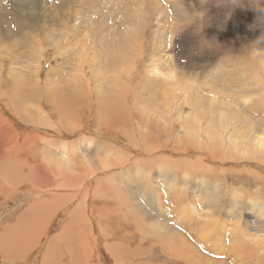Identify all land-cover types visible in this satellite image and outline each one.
Here are the masks:
<instances>
[{"label": "rangeland", "instance_id": "rangeland-1", "mask_svg": "<svg viewBox=\"0 0 264 264\" xmlns=\"http://www.w3.org/2000/svg\"><path fill=\"white\" fill-rule=\"evenodd\" d=\"M188 2L47 0L30 53L0 39V264H264V0Z\"/></svg>", "mask_w": 264, "mask_h": 264}, {"label": "bare ground", "instance_id": "bare-ground-1", "mask_svg": "<svg viewBox=\"0 0 264 264\" xmlns=\"http://www.w3.org/2000/svg\"><path fill=\"white\" fill-rule=\"evenodd\" d=\"M4 2V1H3ZM8 2V1H7ZM186 2H188V0H182V3L184 4V5H186L185 3ZM189 3V2H188ZM0 4H2L1 2H0ZM47 5V0H9V2L6 4V6H3L4 7V9H1L0 10V39H2V40H5V39H8V38H10V37H12V36H16L17 37V39H18V42L19 43H21V44H26L27 45V49H28V53H30L31 52V50H32V42L35 40V38L38 36V34L35 32V31H37V30H39L41 27H42V25H43V21L45 20V18H46V15L44 14L45 12H46V5ZM40 6H42V7H40ZM1 7V6H0ZM31 7H33V8H31ZM36 8H38L39 9V11H41L39 14L40 15H36L35 13H33V10H35ZM37 9V10H38ZM42 9V10H41ZM13 11H15L16 12V14H13L12 12ZM111 14V13H110ZM123 16H124V14H123ZM51 17V16H50ZM58 17H60V18H63L64 17V15L63 14H59V16ZM40 19V20H43L42 22V24L39 26V28H37V26L36 25H31V23H32V21L34 20V19ZM54 18V17H53ZM97 18V17H96ZM98 19V18H97ZM6 20H9V21H6ZM47 25V24H46ZM44 30V29H43ZM66 30V29H65ZM64 30V31H65ZM72 31V30H71ZM66 32V31H65ZM101 33V32H100ZM99 33V34H100ZM62 34V33H61ZM97 34H98V32H97ZM106 36L108 35V37L109 36H114V37H116V39L117 40H119V41H121L122 43H129L130 44V42L126 39V37L124 36V34H123V32L121 31V29L120 28H108L107 29V34H105ZM58 37V36H57ZM113 37V38H114ZM97 39H100V37H97ZM38 40V39H37ZM92 40V39H91ZM36 41V40H35ZM57 42V41H56ZM39 43V42H38ZM35 46H36V42H35ZM21 47V45H15V46H12V47H9L8 48V50L10 51V54L13 52V51H15V49H18V48H20ZM103 52V51H102ZM9 53V52H8ZM93 53V52H92ZM111 53H113L114 54V56H106V59H117V58H122V59H124V58H126L125 56H121V54H120V52H111ZM110 53V54H111ZM106 55V54H105ZM9 56V55H8ZM0 57H2V56H0ZM7 58V57H6ZM38 58V57H37ZM5 59V58H4ZM128 59V58H127ZM7 64V63H6ZM153 65V70L152 71H155L156 70V64L155 63H153L152 64ZM150 66V65H149ZM1 67V66H0ZM9 69V68H8ZM13 69V68H12ZM12 69H10V71H9V73L10 74H13V70ZM24 69V68H23ZM13 71V72H12ZM84 72V71H83ZM2 72H1V70H0V74H1ZM85 73V72H84ZM8 75V74H7ZM9 76L10 75H8V78H9ZM17 79V78H16ZM9 83V82H8ZM11 83V82H10ZM33 84V83H32ZM42 85V84H41ZM4 85H3V81H2V77H1V75H0V88H4L3 87ZM44 86V85H43ZM46 86V85H45ZM70 89V88H69ZM71 90V89H70ZM77 90H79V89H77ZM41 91V89H36V88H34L32 91H30V92H28L27 94H30V97L32 98L33 97V95H35V96H37V94L39 93ZM48 92V91H47ZM71 92V91H70ZM73 92V91H72ZM79 92H80V90H79ZM65 93V92H64ZM66 93H68V92H66ZM47 94H49V92L47 93ZM61 94V93H60ZM63 94V93H62ZM74 94V93H73ZM67 94H65L64 96H66ZM76 95H78V94H76ZM81 95V94H80ZM74 96V95H73ZM72 96V97H73ZM70 97H71V95H70ZM72 97H71V99H72ZM86 97L87 98H85V99H81V98H79L80 99V101H83V102H89V103H92V102H97L98 101V105H97V108H98V110L101 112V114L104 116V115H106L107 113H108V111H109V106L108 105H106L107 103H106V100L104 99V98H99L98 100L97 99H94L95 98V94L93 93V92H86ZM58 98V97H57ZM74 98V100L75 101H78V98H76L75 99V97H73ZM46 99V98H45ZM56 99V98H55ZM54 99V100H55ZM61 99V98H60ZM59 99V100H60ZM66 98H64V100H65ZM70 99V98H69ZM71 99H70V101H71ZM58 100V101H59ZM63 100V101H64ZM62 101V100H61ZM67 100H65L64 102H66ZM50 102V101H49ZM57 102V101H56ZM72 102H73V100H72ZM72 102H69V103H72ZM83 102H82V104H83ZM7 103V102H6ZM58 103H60V102H58ZM79 103V102H78ZM61 104V103H60ZM53 105V107H56V106H54V104H52ZM7 106H8V104H7ZM49 106V105H48ZM60 106V105H59ZM66 108H67V106H66ZM75 108V107H74ZM134 116L136 117V118H138V114L136 115V112H135V114H134ZM39 121V120H38ZM65 127V126H64ZM67 128V127H66ZM70 129V128H69ZM114 129L116 130V131H118L119 129H118V125H114ZM60 131V130H59ZM62 133V132H61ZM64 149V148H63ZM66 152V151H65ZM68 152V151H67ZM73 152L74 151H72V154H73ZM69 155H70V153H69ZM74 156H75V154H74ZM3 159V158H2ZM8 160V159H7ZM73 160V159H72ZM66 162H68V160L66 159L65 160ZM20 165H26L25 163H21ZM23 166H19L18 167V169H20V171H18V172H16L17 173V177L18 178H22L23 177V175L22 174H20V173H22L25 169H23L24 167ZM14 168V167H13ZM22 169V170H21ZM89 169V168H88ZM56 174L54 175V179L52 180V181H50L49 180V183L50 184H47L46 183V181H44V183H43V185H42V187H51V186H53V185H55L54 183H55V181H56V176H59V177H61L60 179H61V182H66V181H68L69 179H74V177H75V175L74 174H72V173H67V172H55ZM51 176H49L48 178H50ZM1 180V179H0ZM5 180H6V178H5ZM41 188V187H40ZM38 206V205H37ZM55 208H56V197H51V198H45L44 199V201H43V203H42V205H41V207H40V209H39V211H38V213H36V215L38 214V220L36 221V222H34V224H32V225H30L29 226V228L27 229V235L25 234V233H23L24 235H22V232H21V235L22 236H27V237H21L20 236V234H19V236L17 237V238H19V237H21V239H17L18 241H21V244H18V241H16L17 243L15 244V245H13L12 244V248L13 247H15V248H10V249H12V250H14V249H16L17 248V244L19 245L18 246V248H17V254H18V249L20 248V250H22V247H23V250L22 251H26V252H30L31 251V249H32V247L38 242V240H39V238L41 237V234H42V232H43V230H44V228H45V226H46V221H47V219H49V218H51L54 214H46V213H50L51 211H54L55 210ZM36 218V217H35ZM34 220V219H33ZM29 221V220H28ZM32 222V221H31ZM25 223V222H24ZM30 223V222H29ZM255 224V223H254ZM24 228V227H23ZM22 228V229H23ZM27 228V227H26ZM63 228H66L67 230L64 232V233H62V231H63V229H61V236H62V238L63 239H65L66 240V242H67V244H68V246L69 247H71V251H72V253H74L75 254V252L76 251H74V249H73V247H72V245L70 244V242H71V240L73 241V238H71V237H68V236H70V235H66V232H68V230L71 228H67V227H63ZM26 230H24L23 232H25ZM179 231V230H178ZM183 233V232H182ZM65 234V235H64ZM175 234L176 235H181V233L180 234H178V232L177 231H175ZM4 235V234H3ZM64 235V236H63ZM182 236V235H181ZM4 236H2L1 237V239L3 238ZM9 240V239H8ZM10 241V240H9ZM11 241H12V239H11ZM10 241V242H11ZM15 241V240H14ZM6 242V241H5ZM5 242H4V244H5ZM3 243V242H2ZM4 244H2V247H4L3 245ZM6 244H7V246L9 247L10 246V243H9V245H8V243L6 242ZM245 247H248L249 246V244H248V240L243 244ZM0 247H1V243H0ZM175 248H177V250H176V252H178V247H175ZM7 249V247L5 248V250ZM3 250V249H2ZM5 250H3V252H5ZM78 251L79 252H81V251H84V250H82L81 248H79L78 249ZM173 251H175V250H173ZM2 252V253H3ZM10 254V255H12L11 253V251L9 250H6V256L5 257H7V258H9L8 256V253ZM11 252V253H10ZM176 252H174L175 253V257H174V261L175 260H178V258H179V256L181 257V255L182 254H184V253H181V251L179 250V253H181V255H178ZM5 253H3V254H1V255H4ZM176 254L178 255V256H176ZM8 255V256H7ZM13 255H15V256H17L16 254H13ZM189 255H195V251L192 253V254H189ZM18 256H19V254H18ZM75 256H76V254H75ZM253 255H251V257H252ZM4 257V258H5ZM77 257V256H76ZM184 257H185V255H184ZM204 257H206V258H204ZM204 257H200L198 260L200 261V263L201 264H217V262H211V261H209V258L205 255ZM247 257H250V256H248L247 255ZM246 257V258H247ZM81 258H82V260H84L85 258L83 257V256H81ZM12 259H14V260H16L15 259V257L14 258H12ZM19 259V258H18ZM56 260H57V257L55 258ZM249 259H252V258H249ZM257 259H254V261H256ZM86 262H84V264H85ZM250 263H252V262H250ZM79 264H80V262H79ZM179 264H188L187 263V261L186 262H184V260H183V262H180ZM247 264H249V263H247ZM254 264H256V263H254Z\"/></svg>", "mask_w": 264, "mask_h": 264}]
</instances>
